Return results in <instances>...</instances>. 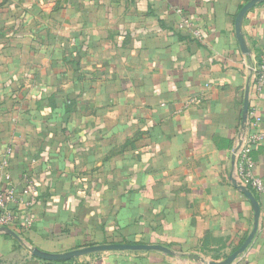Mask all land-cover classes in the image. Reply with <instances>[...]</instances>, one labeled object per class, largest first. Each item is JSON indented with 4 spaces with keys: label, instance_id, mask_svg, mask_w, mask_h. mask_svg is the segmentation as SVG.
<instances>
[{
    "label": "crops",
    "instance_id": "crops-1",
    "mask_svg": "<svg viewBox=\"0 0 264 264\" xmlns=\"http://www.w3.org/2000/svg\"><path fill=\"white\" fill-rule=\"evenodd\" d=\"M251 1L0 0V186L8 173L31 203L11 209L33 222L0 233V264H208L243 245L255 210L232 182L233 150L251 108L264 126L250 72L264 59V1L241 40L236 29ZM252 158L264 182V144ZM253 195L259 228L232 264H264ZM110 244L172 254L32 253Z\"/></svg>",
    "mask_w": 264,
    "mask_h": 264
},
{
    "label": "built area",
    "instance_id": "built-area-1",
    "mask_svg": "<svg viewBox=\"0 0 264 264\" xmlns=\"http://www.w3.org/2000/svg\"><path fill=\"white\" fill-rule=\"evenodd\" d=\"M181 27L187 28L196 41L203 40L201 30L197 29L188 19H183ZM253 84L258 92H261L264 86V59L256 61L250 67ZM249 121L245 123L239 131L234 145V180L243 187L257 193H264V182L255 174V162L252 158V150L257 145L264 144V126L257 117V109L253 107L249 110ZM10 153V152H8ZM8 160H3L1 168H5ZM7 180L5 188L0 186V229H11L17 224H22L24 228H30L33 222L30 218L23 217L21 220L11 209L14 205H31L30 202H24L23 198L17 196L14 186L11 182V176L4 174ZM27 194V191L24 192Z\"/></svg>",
    "mask_w": 264,
    "mask_h": 264
},
{
    "label": "water",
    "instance_id": "water-1",
    "mask_svg": "<svg viewBox=\"0 0 264 264\" xmlns=\"http://www.w3.org/2000/svg\"><path fill=\"white\" fill-rule=\"evenodd\" d=\"M263 1L264 0H252L246 6H244L242 11L240 12L238 19H237V23H236V29H237V32L239 34L240 40H241V36H242L241 33H242L243 20H244L246 14L248 13V11L250 9H252L255 6V4L263 2ZM247 112H248V101L245 104V113H247ZM232 182H233L234 186L238 190H240L253 204V207L255 210V221H254L253 230L251 231V233L249 234V236L247 237V239L245 240L243 245L235 253H233L230 257H228L225 261L220 262V263H208V264H232L238 258V256H240L246 252V250L252 244V242H253L256 234H257L258 228H259L260 209H259L258 202H257L255 196L253 195V192L251 190L247 189L246 187L240 186L236 182V180H234V179L232 180ZM0 233H6V234L14 235V233L7 228H1ZM124 250H133V251L156 250V251H161V252H165L168 254H172V252L170 250H168L167 248H165L163 246L122 245V244L90 246V247L74 250L71 252L63 253V254H49V253L42 252L38 249L33 250L32 253L35 256H37L41 259H44V260L54 261V262H68V261L80 258L82 256L90 255V254L108 252V251H124Z\"/></svg>",
    "mask_w": 264,
    "mask_h": 264
}]
</instances>
